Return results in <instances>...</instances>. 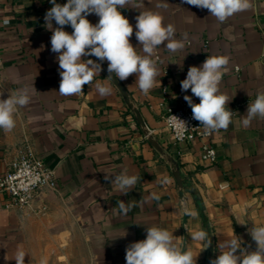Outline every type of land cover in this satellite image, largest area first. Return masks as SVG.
Instances as JSON below:
<instances>
[{"label":"crops","instance_id":"1","mask_svg":"<svg viewBox=\"0 0 264 264\" xmlns=\"http://www.w3.org/2000/svg\"><path fill=\"white\" fill-rule=\"evenodd\" d=\"M56 2L63 5L67 0ZM163 3L167 8L157 7ZM250 3L248 10L223 23L184 0H132L119 9L133 26L130 43L141 55L135 24L143 11L159 12L185 44L175 53L163 45L157 49L153 59L159 75L147 95L138 88L135 74L124 81L115 77L139 112L140 123L119 88L107 79L106 60L81 94H59L62 70L44 19L50 0H0V99L25 88L30 96L14 115L15 127L0 129V175L30 148L57 176V190L40 195L31 208L13 206L0 193V264H15L17 248L26 253L25 264H39L42 258L47 264H126L127 246L146 239L152 226L172 232L182 251L188 247L198 254L196 264H210L225 250L220 245L234 235L242 250L257 249L250 229L264 226V119L257 117L244 127L241 117L257 93L264 92V0ZM5 19L8 25H3ZM87 19L93 25L99 21L95 14ZM52 25L57 27L55 21ZM64 30L73 31L70 26ZM221 55L229 57V63L219 89L231 99L226 107L236 114L227 130L213 132L208 142L217 160L205 163L202 141L177 144L165 113L168 107L189 106L185 95L200 102L190 89L183 92L180 82L189 67ZM97 82L110 87L111 94L100 96ZM169 159L179 164L185 199ZM121 172L140 177L127 195L104 179ZM120 200L133 205L126 215L119 211ZM43 207L47 210L39 213ZM185 208L197 215H185ZM200 229L210 237L208 247L191 239Z\"/></svg>","mask_w":264,"mask_h":264},{"label":"clouds","instance_id":"2","mask_svg":"<svg viewBox=\"0 0 264 264\" xmlns=\"http://www.w3.org/2000/svg\"><path fill=\"white\" fill-rule=\"evenodd\" d=\"M185 3L200 9H207L211 16L223 23L234 14L248 10L250 0H184ZM52 7L45 14V25L52 31L51 51L57 53L59 72L61 77L59 94L64 96L79 95L84 85H91L94 77L102 71V64L108 62L107 71L114 74L120 81L127 80L135 74L136 83L140 91L147 95L156 86V77L159 75L156 60L153 56L157 49L163 45L168 51L175 53L185 47L183 38H175V27L165 25L163 16L159 12L143 11L136 17L135 37L143 55L137 52V47L130 43L133 35V26L119 9L125 8L132 0H67L61 5L56 0H50ZM157 7L167 8V3L158 4ZM90 14L99 17L98 23L91 24L87 19ZM57 27L53 29L52 22ZM7 19L4 24H7ZM70 26L71 34L64 30ZM96 57L82 59V57ZM229 57L207 56L200 65L191 66L187 76L181 83V90L191 93L199 98L194 103L191 96L183 98L192 110V118L208 132L227 130L236 114L226 105L231 100L222 94L219 84L227 71ZM112 81V75L107 78ZM96 90L100 96L111 94V88L97 82ZM3 93L0 92V96ZM30 102L28 90L19 89L7 99H0V129L11 131L15 127L14 115L18 107L26 106ZM257 117L264 119V92H258L254 101L247 107L246 115L241 117L244 127L251 125ZM169 124L186 130L188 127L184 120L171 115ZM104 179L115 185L116 188L127 195L140 180L137 175L127 172L120 174H106ZM152 199L159 196L152 194ZM121 214L126 215L133 205L120 200L117 202ZM185 215L195 217V211L184 209ZM250 235L257 245V249L246 252L241 249V240L234 238L220 245V255L210 264H264V226L250 229ZM193 241L207 245L211 244L208 233L196 230L191 233ZM240 250V255L236 253ZM26 253L17 248L12 259L15 264H25ZM197 255L188 250L182 251V245L176 242L173 233L165 228L152 226L147 228L146 239L133 242L126 248V264H196ZM6 259V258H5ZM7 260V259H6ZM39 264H47L41 259Z\"/></svg>","mask_w":264,"mask_h":264},{"label":"built area","instance_id":"3","mask_svg":"<svg viewBox=\"0 0 264 264\" xmlns=\"http://www.w3.org/2000/svg\"><path fill=\"white\" fill-rule=\"evenodd\" d=\"M7 24L3 25H8ZM4 65V60L0 51V71ZM240 68H236V72ZM174 115L184 120L187 129H178L169 124V117ZM165 123L168 131L177 144L191 143L201 140L203 143L202 161L205 163H215L217 160L216 149L208 142L213 132H206L200 123L192 118V110L187 105L178 108H166ZM227 186L222 185L225 189ZM57 190V176L53 168L39 159L35 152L27 148L19 153L9 164L8 169L0 175V193L12 200L13 206L21 208H31L37 198L48 192ZM43 207L39 213L45 212Z\"/></svg>","mask_w":264,"mask_h":264},{"label":"water","instance_id":"4","mask_svg":"<svg viewBox=\"0 0 264 264\" xmlns=\"http://www.w3.org/2000/svg\"><path fill=\"white\" fill-rule=\"evenodd\" d=\"M92 58L96 61V62H99L97 60L96 57L92 56ZM102 68H104L103 64L101 66ZM104 72L105 74L109 77V75H112V82L114 84H116V86L119 88L120 92L122 93V95L124 96L125 100L127 101V104L129 105L130 108L133 109V106L132 104L130 103V100H129V96L127 95L125 89L123 88V86L121 84H119V82L117 81V79L115 78V76L113 74H109L108 71L106 69H104ZM134 110V109H133ZM138 120L140 123H143L142 122V119L139 115V112L137 110H134ZM169 162L171 164V168H172V172L175 176V179L177 180V183H178V186H179V189H180V197L182 199H185V196H184V184H183V179H182V176H181V172H180V169H179V164L173 160V159H169ZM185 222H186V217H185ZM183 251H185V248L183 249Z\"/></svg>","mask_w":264,"mask_h":264}]
</instances>
